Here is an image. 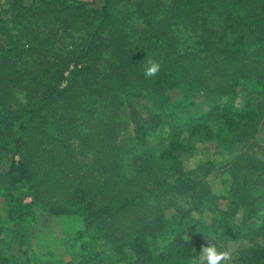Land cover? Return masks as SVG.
<instances>
[{"label":"trees","instance_id":"16d2710c","mask_svg":"<svg viewBox=\"0 0 264 264\" xmlns=\"http://www.w3.org/2000/svg\"><path fill=\"white\" fill-rule=\"evenodd\" d=\"M53 2L46 0L43 9L53 11ZM137 2L140 6L146 0ZM121 3L126 0H102L89 9L82 4L67 6L70 10L62 14L85 19L82 25L69 21L65 29L73 27L76 34L67 43L56 39L55 31L68 22L58 12L43 11L46 19L21 27H32L34 38L38 36L32 46L33 37H25L24 43L20 30L15 36L8 29L0 31V128L6 133L0 134V145L5 146L0 168L8 165L0 171V264L15 259L8 253L12 244L30 249L42 222L70 216L79 222L72 232L70 259L59 261L52 255L44 264H199L203 247L212 243L208 240L264 237V183L211 194L205 182L192 176L203 163L185 170L180 157L192 149V141L231 146L251 136L258 125L263 93L253 84L264 81V0H172L175 5L167 11H181L191 18L188 22L194 30L211 32L213 44L202 41L198 53L184 43L185 37L172 39L161 31L169 19L167 12L155 16L139 11L146 21L144 42L129 39L115 12ZM20 12L23 17L33 11L27 7ZM65 33L71 37V30ZM217 39L227 44L216 49ZM106 54L108 69L99 70ZM148 60L158 62L160 70L146 78L143 69ZM209 66L215 72L221 68L232 83L246 73L254 80L239 92L224 78L222 85L208 88L199 70ZM6 83L25 90L21 108L13 109V100L7 108ZM159 86L175 88L182 99L170 102ZM143 88L157 94L158 107L151 121L159 131L158 144L144 150L128 145L121 150L112 140L119 113L124 127L130 120L136 125L143 143L152 137L151 126L138 127L142 125L138 117L124 118L123 113L125 104L132 105ZM197 96L199 102L194 100ZM94 98H98L95 107L86 102ZM35 128L49 136L56 165L40 177L25 155L26 137ZM90 155L98 164L93 166L99 173L110 172V179L106 175L103 181H88L79 167H72L79 165L78 158ZM248 157L255 168L260 167L255 157ZM100 164L105 167L100 169ZM152 164L162 166L159 177L154 172L146 175L145 169ZM205 165L211 171V163ZM151 183L155 187H147ZM108 185L123 193L110 197ZM4 213L6 223L1 220ZM217 249L222 252L219 245ZM30 251L24 252L27 257L24 254L22 264L40 257ZM242 253L240 264H264V247Z\"/></svg>","mask_w":264,"mask_h":264},{"label":"rangeland","instance_id":"374dc122","mask_svg":"<svg viewBox=\"0 0 264 264\" xmlns=\"http://www.w3.org/2000/svg\"><path fill=\"white\" fill-rule=\"evenodd\" d=\"M45 1L46 0H0V31L6 32L8 29L11 31L12 35L15 36L19 33L20 30V35L22 36L24 43H26L25 37H33L34 40L30 45L32 46L34 43H38V41L36 40L38 36L34 38L35 33L31 31L32 27H28L26 29H22L21 27H27L29 23L32 26L33 24H35L34 21L38 19H46V17L43 16V11L44 13L45 11L48 12L47 14H50L52 12H58L61 13L60 19H65V21L68 22L61 23V28H59L58 31H55V33L58 34L56 36V39H61L58 40V42L67 43L76 34L75 30H73V27L71 29H65L69 25V21L73 19L76 20L75 15H73L72 13H68L66 15L62 14V12L67 13V11L70 10L67 6H76L82 4L89 9L91 7L100 5V3L102 2V0H54V4L52 5V8H54V10L51 11L48 9H43V4ZM137 1L138 0H126V3H121L120 6H118L119 8H117L115 11L119 15L120 27L127 32L129 39H137L139 42L143 41L141 36L144 35V32L142 31L145 28L146 21L140 18L139 11L144 10L145 12L155 16H159L167 12L169 14V19L164 21V25L160 27L161 31L166 36H169L172 39L175 36L185 37L187 40H184V43H188L187 45L189 48H196V53H198L197 51H200L201 47L199 46V44H202V41L209 40L213 44V41L209 36L211 32H198L197 30H194L192 23L190 24L188 22V20L191 18L187 19L185 17L187 15H185L181 11H178L176 13H174L173 11H167V8L168 10H171L169 8L175 5V3H172V0H151L153 1L151 3H148L146 0V2H144L143 5L140 6L138 5ZM157 1L161 5V8H159L160 5ZM213 4L216 5L217 1ZM27 7H29V9L33 11L31 14L28 13V15L23 17L17 14L21 13L20 11H22L23 8ZM218 11H222V8H219ZM221 16V14L217 15L218 19L223 21V18ZM77 18L78 20L76 21H78V24L82 25V23H85V19L80 20L79 16ZM107 29L109 30L111 28H106V30ZM69 30H71V37L69 35H66V33L63 34L64 32H68ZM220 31L221 29L218 28V36L220 35ZM61 37H63L64 39H62ZM180 41L181 39H178L177 44L180 43ZM217 41L218 44L216 49H220V46L227 44V42L222 41V39H217ZM210 48H212L211 44L207 48L209 54L212 53V49ZM27 49L28 48H26V50ZM33 52L35 53L34 50H32V54ZM199 53L202 57L209 56L206 52ZM52 56L53 52H51V55L49 57ZM105 58L106 59L104 61H101L98 64L100 65L99 70L108 69V64L106 62V60H108L107 54ZM199 71H201V73H204L203 78L201 79L202 84L206 85L208 88H214L218 85H222L220 81L224 78L227 82H229L235 87V92H239L241 88L247 87L249 82L254 80L252 76H249L246 73L244 77H240V80L234 78L232 83V78L229 77L226 72L222 71L221 68L217 69V71L221 73L215 72V70H212L211 66L204 68L203 71ZM232 73L235 74L234 72ZM221 74L222 76H220ZM159 87L162 90V95L168 97L169 101L172 103L181 100L183 97V94L179 91H176L175 88L162 89L161 86ZM253 88L261 91L263 93V96H260V100L258 101L260 102L258 108L260 117L259 123L255 126L253 130L254 132L251 136H248L240 142L231 146L220 145L213 141H192V149L189 152L182 153L180 156L182 161V167L185 170H195L199 166V163H203L202 166L196 169V175L193 174L192 176L199 180V182H205L211 194L224 195L232 189H242L247 185H252L255 187L256 182L264 183V81H260L259 84H253ZM147 90L148 88H143V90H140L138 96H136V98L133 100L135 102H133L132 105H128L126 103L125 111L123 113L127 116H125L124 118L130 119L132 115L138 117L137 120H140V122H142V125H139L138 127L151 126L152 131H150V133L152 137H146L145 142L143 143L141 140L140 133L137 131L136 125L133 124L130 120L126 127H124L122 124V115L119 113L117 122H114L115 126H117L118 129H116V136L112 137V140L117 146L121 148V150L128 145H132L136 148L144 150L146 148H153L158 144L157 135H159V131L151 121V118L154 115L153 113L156 112V109L158 107V104L156 102L157 94L155 93L154 96V93L152 92L153 94L150 95L149 91ZM6 91L7 93L4 92L3 94L7 97V108L8 102L10 100H13V109L16 110L19 107L21 108L25 102V90L22 89L21 86L12 87V84L6 83ZM8 96L10 98H8ZM194 100L196 102H199L200 96H197ZM238 101H240V99ZM86 102L90 106L95 107V104H97L98 102V98L97 100L96 98H94L93 100H87ZM257 107L258 104L256 108ZM154 127L155 129L153 130ZM2 130L3 129L1 127L0 134L3 133L1 132ZM29 132L30 134L26 137L27 145L25 148V155L28 156L29 159H31V165L28 166H33V169L37 173L36 176L40 177L45 174L51 166L56 167V165H53L54 162L52 161L51 154V149L52 151L54 150L52 148V145L49 143V136L46 132H41L39 128H35L34 130ZM5 135L6 133L2 134L1 136L4 137ZM72 145L76 146L75 143H73ZM4 147L5 146H3V144L0 145V152L4 150ZM248 155H252V157L256 158V161L259 162L260 167L257 165L256 166L259 168H255L253 166L255 162L252 163ZM92 157L94 158L93 155ZM92 157L90 155L89 157H86L84 159L78 158L79 165H72V167H79L82 173L87 175L88 181H91V178L103 181L106 175H108L110 179V177H112L110 172L99 173L98 170L93 166L95 164H98L96 162L94 164V159H92ZM207 161L210 162L212 165V169L209 172H207L209 165H205ZM28 162L29 161H27V163ZM102 166L105 167L104 164H100L97 167L101 169ZM152 166L153 167L151 168V166L149 165L145 169L146 175H149L150 173L154 172L155 174L157 173L159 177L160 174L158 173V170L162 166L158 164H152ZM7 168L8 165L2 164L0 171H3ZM255 175H260V177L255 179ZM134 178H137V175H134L133 179ZM137 183L140 185L142 182H139L137 178ZM111 186L108 185L107 190ZM147 187L155 186L151 183V185ZM110 192V197L114 195H121L123 193V191L117 189L115 190L114 188H110ZM91 193L92 195L95 194L94 190H91ZM97 199L102 202V199L99 194L97 195ZM178 200H182L183 202L182 198ZM1 201L2 199L0 197V203ZM219 202L221 204L225 203V201H222L221 199L219 200ZM165 213H168L167 210L165 211ZM239 216L240 215H238V218L240 219ZM6 218L7 215L4 213V215L1 216V220L6 223L8 220V218ZM204 218L206 219L205 216ZM78 223L79 222L71 216L64 217L63 220L62 218H51L47 219L45 223L42 222V224H40L41 227L37 228V230L34 232V234L37 235V239L36 241L31 240L33 243L30 246V249H27L25 246L22 248L18 246V248L15 243L9 247V255H13L12 257H15V259L12 260L11 264H22V261L24 260L23 257L25 254L24 252H32L30 250L36 252L40 257L38 258V260L34 259L30 262H26L27 260H25V264H44L46 260H48L47 257L52 255L56 257V260L68 261L70 259L71 254L70 247L73 238L72 232L76 231V226L78 225ZM78 245L79 244H77V246ZM218 245L220 247V250L222 251L221 253H224L225 255V259L221 261V264H240L243 261L242 257L245 256L242 251H247L248 249L251 251L254 248L262 249L264 247V237L255 236V238L248 237L238 240H231L227 238L226 240L224 239L221 242H215L216 248H218ZM1 253L2 251L0 250V254ZM249 256L250 255H248V257ZM40 260L44 261L41 262Z\"/></svg>","mask_w":264,"mask_h":264},{"label":"clouds","instance_id":"9594fccd","mask_svg":"<svg viewBox=\"0 0 264 264\" xmlns=\"http://www.w3.org/2000/svg\"><path fill=\"white\" fill-rule=\"evenodd\" d=\"M160 70V64L155 60H148L143 69V75L147 77H154ZM210 243L208 246L203 247L199 256V264H221V261L225 259L224 253L218 251L214 241L208 240Z\"/></svg>","mask_w":264,"mask_h":264}]
</instances>
